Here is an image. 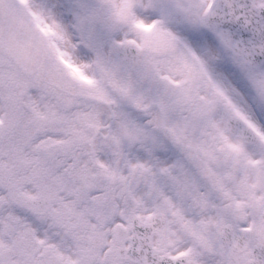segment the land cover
I'll return each instance as SVG.
<instances>
[{"label":"snow or ice","instance_id":"1","mask_svg":"<svg viewBox=\"0 0 264 264\" xmlns=\"http://www.w3.org/2000/svg\"><path fill=\"white\" fill-rule=\"evenodd\" d=\"M0 264H264V0H0Z\"/></svg>","mask_w":264,"mask_h":264}]
</instances>
